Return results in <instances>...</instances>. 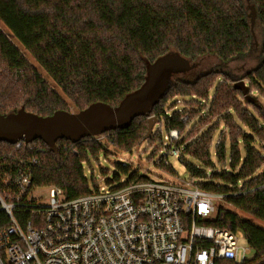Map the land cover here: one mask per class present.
I'll use <instances>...</instances> for the list:
<instances>
[{
  "label": "trees",
  "instance_id": "16d2710c",
  "mask_svg": "<svg viewBox=\"0 0 264 264\" xmlns=\"http://www.w3.org/2000/svg\"><path fill=\"white\" fill-rule=\"evenodd\" d=\"M167 55L181 56L192 69L173 75L150 116L136 118L128 128L79 142L60 139L56 151L42 140L21 149L0 142V192L15 205L13 215L25 227L33 215L27 200L32 189L59 188L67 199L91 193L83 164L109 153L98 138L131 153L144 142L162 141V128L181 135L191 120L184 122L187 114L166 103L195 97L207 103L201 117L199 110V124L210 122L192 144L180 145L182 158L194 160L181 158V163L203 190L223 196L249 217L220 207L209 225L243 234L254 261L264 264V227L256 223H264V0H0V113L24 109L49 117L71 112V106L75 113L97 103L117 107L143 86L147 62ZM210 58L218 63L201 69ZM240 81L249 96L255 94L254 103L235 89ZM150 117L157 123L146 140ZM115 169L131 180L146 178L129 165L115 163ZM20 171L32 179L25 194L14 186ZM8 224L0 210V227Z\"/></svg>",
  "mask_w": 264,
  "mask_h": 264
},
{
  "label": "built area",
  "instance_id": "2783aa9c",
  "mask_svg": "<svg viewBox=\"0 0 264 264\" xmlns=\"http://www.w3.org/2000/svg\"><path fill=\"white\" fill-rule=\"evenodd\" d=\"M162 134L163 146L178 158L180 149L173 145L180 133L162 128ZM30 144L20 141L15 147ZM83 166L93 183V170ZM26 171L15 178L19 194L32 186ZM166 176L139 181L123 175L108 180V188L94 183L90 194L75 199L55 187L48 188L47 201L32 199L30 192L33 215L25 227L13 215L15 205L0 192V210L9 217V224L0 227V264H259L243 234L209 225L219 195L206 192L196 180Z\"/></svg>",
  "mask_w": 264,
  "mask_h": 264
},
{
  "label": "water",
  "instance_id": "95a60500",
  "mask_svg": "<svg viewBox=\"0 0 264 264\" xmlns=\"http://www.w3.org/2000/svg\"><path fill=\"white\" fill-rule=\"evenodd\" d=\"M252 11L254 23L255 13ZM146 66L147 77L143 86L126 96L117 107L97 103L79 113L59 111L49 117H40L24 109L8 116L0 113V142L15 145L20 141L29 144L42 140L56 151L60 139L79 142L87 137L128 128L136 118L150 116L153 107L166 94L173 75L192 69L190 63L179 55H167L154 64L147 62ZM235 89L240 90L248 101L255 102L248 95L249 88L243 81L236 83ZM156 123V118H149L146 140L152 137Z\"/></svg>",
  "mask_w": 264,
  "mask_h": 264
},
{
  "label": "rangeland",
  "instance_id": "374dc122",
  "mask_svg": "<svg viewBox=\"0 0 264 264\" xmlns=\"http://www.w3.org/2000/svg\"><path fill=\"white\" fill-rule=\"evenodd\" d=\"M27 58L29 61L39 70L41 68L39 67L38 63L30 56L28 55ZM217 64L218 61L214 60L212 58L210 59H205L202 61L201 64V69H206L209 67L211 64ZM42 71V70H41ZM43 72V71H42ZM43 74L46 76V74L43 72ZM47 77V76H46ZM51 81V80H50ZM51 83V82H50ZM251 96H255V94H250ZM261 101L264 104V99L260 98ZM68 102V101H67ZM166 108L174 107L173 110H181L184 111L185 114H187L188 117L187 120H191L190 125H188L187 129L185 132H183L180 135V141L179 144L176 146V143L173 145V150L180 149L179 157H175L172 155V150L170 148L164 147L162 144V141L160 142H144L143 144L137 146L136 148L133 149L131 153H125L117 150L113 145L110 143V141L107 140L106 137H101L96 140L97 142H100L104 144L107 149L109 150V153L106 157L104 155H100L98 157V160L92 161L89 168L93 170L94 173V181H90L91 185L96 183V186L98 188L106 187L108 188L109 183H107L108 180H112L115 176H123L121 173H119L115 169V163H121V164H127L131 167H133L134 171L139 172L141 175L147 176L149 179H157V178H167L166 175L171 176L167 170L162 167L160 168L159 166L162 165V162H168V166L174 170L176 173L178 179L180 181H188L190 180V173L186 170V168L183 166L181 163V158L183 154V148L187 144H192L195 140H197L200 135L203 133L204 126L208 125L209 122L205 121L203 124L200 123V117L202 116L203 112H205L204 106L207 105V103H202L195 97H187V98H182V97H176L168 103H166ZM170 105V106H169ZM71 106V105H70ZM199 110H201V115L199 117ZM71 113L74 112L73 106L70 107ZM193 119V120H192ZM187 122V123H188ZM208 122V124H207ZM156 125V124H155ZM157 131V128L154 129V133ZM218 140V138H216ZM216 140V141H217ZM183 143V144H182ZM184 145V146H180ZM180 146V147H179ZM182 159L184 160H189V161H194L190 156H185ZM212 160L214 166H216L217 169L220 168V164H218L216 158L214 155H212ZM197 164V163H195ZM198 165V164H197ZM219 167V168H218ZM87 167L85 169V173L87 174L88 178L90 179V174L87 172ZM209 171V170H208ZM107 175V177H106ZM92 178V179H93ZM175 182H178V180H172ZM116 184V183H115ZM111 187V185H110ZM32 199H38V200H44L47 201L49 198V189L48 188H37V189H32ZM216 208H224L225 210H229L231 212H234L238 214L240 217L243 219H248L249 217L234 209L232 206L228 205L224 201V197L219 196L217 197L215 201ZM251 221L255 222V220L250 219ZM258 225H261L264 227V223L262 222H257ZM241 244H246L245 240L241 238L240 240Z\"/></svg>",
  "mask_w": 264,
  "mask_h": 264
}]
</instances>
